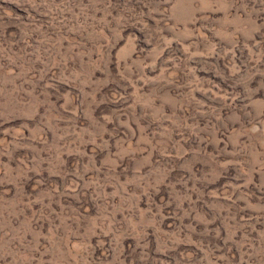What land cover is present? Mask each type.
Masks as SVG:
<instances>
[{
  "label": "rangeland",
  "instance_id": "1",
  "mask_svg": "<svg viewBox=\"0 0 264 264\" xmlns=\"http://www.w3.org/2000/svg\"><path fill=\"white\" fill-rule=\"evenodd\" d=\"M0 264H264V0H0Z\"/></svg>",
  "mask_w": 264,
  "mask_h": 264
}]
</instances>
